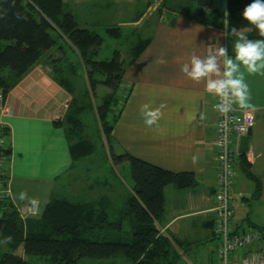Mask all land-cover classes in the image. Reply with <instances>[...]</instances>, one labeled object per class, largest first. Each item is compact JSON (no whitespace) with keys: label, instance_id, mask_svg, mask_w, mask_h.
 Wrapping results in <instances>:
<instances>
[{"label":"crops","instance_id":"obj_1","mask_svg":"<svg viewBox=\"0 0 264 264\" xmlns=\"http://www.w3.org/2000/svg\"><path fill=\"white\" fill-rule=\"evenodd\" d=\"M146 15L143 11L133 24H140ZM222 30L175 12L151 21L146 35L150 42L125 69L124 89L130 92L112 130L115 144L131 155L175 173H191L195 180L187 187H164L160 232L188 243L177 264H213L216 260L217 239L212 231L216 157L211 144L215 120L211 103L216 93L206 91L204 79L198 83L190 80L181 68L188 64L191 71L188 62L192 55L206 59L222 46L227 49L226 56L234 59L233 43L238 35L225 38L220 35ZM161 59L165 63H159ZM223 59L217 57L221 75L213 79H223ZM240 71L250 90L249 102L254 105L249 109L254 124L246 151L238 150L235 159L231 224L234 231L245 232L264 225V74H249L244 68ZM70 98L42 62L5 96L12 110L3 117L8 131L6 172L12 183L9 200L20 211L35 199L41 213L56 194L57 179L72 169L69 141L56 124L67 111ZM145 104L160 112L152 127L144 123L141 109ZM21 193L27 199L22 200ZM99 196L103 195L98 192ZM262 248L264 239L231 254V262L239 264L245 251Z\"/></svg>","mask_w":264,"mask_h":264},{"label":"trees","instance_id":"obj_2","mask_svg":"<svg viewBox=\"0 0 264 264\" xmlns=\"http://www.w3.org/2000/svg\"><path fill=\"white\" fill-rule=\"evenodd\" d=\"M185 1L174 7L172 0H161L169 10L213 27L223 28L227 12L230 28L239 30L237 35L262 39L240 15L252 0ZM105 31L114 38L121 36L116 26ZM232 36L236 35L229 37ZM102 41L95 28L80 25L75 14L63 10V0H0L3 93L6 95L35 65L47 64L50 77L71 96L67 111L56 124L63 128L69 141L72 167L92 156L97 148L83 130L85 112L93 109L99 140L109 147L108 156L113 160L129 163L133 181L132 189L121 202H116L118 206L113 205V200L111 203L108 195L97 201H69L52 195L38 217L21 219L12 202L3 200L0 243L5 249L0 251V264H31L34 257L45 258L48 264H79L84 258L102 261L118 256H125L130 264H177L185 251L187 242L163 234L159 227L164 187L190 186L195 181L192 174L166 170L127 151L115 154L110 145L121 113L118 106L125 103L129 94L120 93L125 69L146 48L150 38H138L127 60L117 50L109 59L97 60ZM53 47L58 50V57L56 53L48 54ZM66 51L73 54V61H66ZM78 68L82 69L81 74ZM70 78H74V86ZM99 86L108 92L97 95ZM9 237L10 242H5Z\"/></svg>","mask_w":264,"mask_h":264},{"label":"rangeland","instance_id":"obj_3","mask_svg":"<svg viewBox=\"0 0 264 264\" xmlns=\"http://www.w3.org/2000/svg\"><path fill=\"white\" fill-rule=\"evenodd\" d=\"M174 7L178 4H185V0H172ZM194 4V2H191ZM154 6V8H153ZM160 7V10L158 8ZM151 8V9H150ZM63 10L75 14L80 25H88L95 28L96 32L103 38L98 48L97 60L109 59L114 50H117L121 58L127 60L130 55L131 47L135 45L138 38H147L148 28L151 21L156 17L172 13L162 5L161 0H63ZM146 12L144 21L140 24H133L136 18ZM177 11V10H175ZM132 20L129 24V22ZM127 21V22H126ZM126 22L127 24H124ZM118 27L121 31L119 38L108 36L105 29L108 27ZM139 27V29H138ZM55 36V33H51ZM235 37V36H234ZM58 50L53 47L48 54L57 53ZM66 61H73V54L69 51L65 53ZM78 74L82 73V69L78 68ZM70 81L75 85L74 78ZM121 94H127L129 89H124V83L120 87ZM75 90V88H74ZM97 95H105L108 90L102 86L96 88ZM129 95V94H128ZM128 97V96H127ZM95 102V101H94ZM96 103V102H95ZM120 108L123 104H119ZM118 108H114V111ZM93 111V109H92ZM85 112L83 117L85 126L84 133L90 135V139L97 144L92 156L84 158L82 161L72 167L66 176L57 179L55 187L56 196L69 201L100 199L96 197L98 192L101 195H108L109 199L116 202L123 200V193H128L132 189L133 181L130 176L129 163L127 161H116L109 155V147L103 145L99 140L98 123L95 120L94 112ZM112 151L115 154L125 152L122 146L115 144L114 138L110 142ZM98 181V183H96ZM98 187L100 189H98ZM102 189V190H101ZM90 194H88V193ZM105 192V193H104ZM102 196V197H104ZM22 208V207H20ZM125 228V227H124ZM5 246L0 243V251ZM19 252V249L18 251ZM31 264H48L45 258H31ZM79 264H130L125 256H118L102 261L96 259H80Z\"/></svg>","mask_w":264,"mask_h":264},{"label":"built area","instance_id":"obj_4","mask_svg":"<svg viewBox=\"0 0 264 264\" xmlns=\"http://www.w3.org/2000/svg\"><path fill=\"white\" fill-rule=\"evenodd\" d=\"M5 94L0 87V211L2 201L12 198V183L6 172L9 159L8 131L3 117L11 114ZM231 96L221 97L215 95L211 103L214 113V130L211 144L215 149L216 173L213 185V211L212 231L217 239L215 249L216 260L213 264H232L231 254L241 250H247L253 243L264 239V225L245 232H236L232 229L231 187L235 175V159L238 156V144L241 137L247 136L254 124V116L249 109H239L233 105V110L226 115L221 110L228 107ZM218 105V108H215ZM17 209V208H16ZM19 211L21 219L38 217L37 212L30 203L24 210ZM239 264H264V248L248 250L240 256Z\"/></svg>","mask_w":264,"mask_h":264},{"label":"clouds","instance_id":"obj_5","mask_svg":"<svg viewBox=\"0 0 264 264\" xmlns=\"http://www.w3.org/2000/svg\"><path fill=\"white\" fill-rule=\"evenodd\" d=\"M223 21V30L220 35L228 38L230 35H237L239 30L229 25L227 19L228 13L225 12ZM243 20L248 22L251 28H254L262 39H249L244 34H239L233 43L234 59L226 56V47H219L215 54H208L206 59H201L197 55H192L188 63L191 64V71H188V64H183L181 71L186 73L187 77L194 81L200 82L205 80V89L208 92H215L223 97L231 96V102L228 107L221 110V114L226 115L233 110V105H238L242 109H254L249 101L251 99L250 90L244 80V73L240 71L244 68L249 74H264V0H252L241 12ZM217 57H223L224 72L223 79H213L212 77L220 76ZM159 63H165L163 59ZM215 105V108H218ZM144 123L147 127L157 124L160 118L159 109H152L145 104L141 109ZM203 118V116L201 117ZM27 199L25 193L21 197ZM30 205L39 211V202L35 199L29 200ZM11 238H6L5 242H10Z\"/></svg>","mask_w":264,"mask_h":264},{"label":"water","instance_id":"obj_6","mask_svg":"<svg viewBox=\"0 0 264 264\" xmlns=\"http://www.w3.org/2000/svg\"><path fill=\"white\" fill-rule=\"evenodd\" d=\"M247 145H248V135L241 137L239 145H238L239 152L244 153L247 149Z\"/></svg>","mask_w":264,"mask_h":264}]
</instances>
